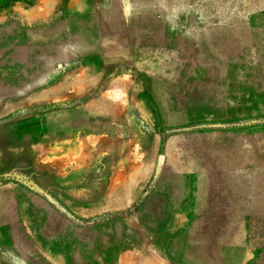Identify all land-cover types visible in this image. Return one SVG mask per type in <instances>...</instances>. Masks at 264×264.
Instances as JSON below:
<instances>
[{"label":"rangeland","instance_id":"rangeland-1","mask_svg":"<svg viewBox=\"0 0 264 264\" xmlns=\"http://www.w3.org/2000/svg\"><path fill=\"white\" fill-rule=\"evenodd\" d=\"M0 93V264H264V0H0Z\"/></svg>","mask_w":264,"mask_h":264},{"label":"crops","instance_id":"crops-1","mask_svg":"<svg viewBox=\"0 0 264 264\" xmlns=\"http://www.w3.org/2000/svg\"><path fill=\"white\" fill-rule=\"evenodd\" d=\"M121 45L124 47V49H126V44L123 42V41H121L120 40V48H121ZM214 47V43H213V41H212V48ZM214 50V49H213ZM124 51V50H123ZM215 51V50H214ZM129 52L128 51H126V52H124V55L122 56V57H120V58H118L119 60H122L123 58H129V54H128ZM121 54H123V52L121 53ZM117 59V60H118ZM136 65V64H135ZM73 78V71H70V72H65L63 75H62V77L57 81V85L56 86H54L53 88H51V89H49L48 91H47V95H51V94H61V92L65 89V87L67 86V85H69V84H72L71 82H72V79ZM92 80V79H91ZM84 90V92H85V90L86 89H83ZM83 90H81L80 92H83ZM37 144H39V143H37ZM35 146H36V143H35ZM34 146V147H35ZM33 147V146H32ZM33 147V148H34ZM38 149V148H37ZM36 148H34V150H37ZM0 202H1V199H0ZM263 231V230H262ZM261 232V231H260ZM264 232V231H263ZM263 232H261V233H263Z\"/></svg>","mask_w":264,"mask_h":264},{"label":"bare ground","instance_id":"bare-ground-1","mask_svg":"<svg viewBox=\"0 0 264 264\" xmlns=\"http://www.w3.org/2000/svg\"><path fill=\"white\" fill-rule=\"evenodd\" d=\"M209 44H211V42H209ZM212 47V46H211ZM219 75L218 77H211L210 80L211 82L210 83H231L230 81V78L232 77L231 76V73L229 72L228 68H224V69H221L220 72L217 74ZM2 88V87H1ZM4 89V88H3ZM2 94L0 93V96ZM4 99V98H3ZM12 134V133H11ZM126 191V192H125ZM129 189L125 188V190H122V194H121V197H123L124 195V199L126 200L128 198V194H129ZM75 193V192H74ZM105 197V195H104ZM111 204V202H110ZM207 220V219H206ZM205 229V228H204ZM126 262H129L127 260H125ZM144 264V262H143ZM149 264H151V262H149Z\"/></svg>","mask_w":264,"mask_h":264}]
</instances>
